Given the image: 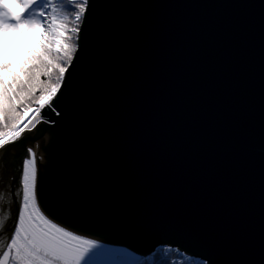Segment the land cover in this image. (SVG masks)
Returning a JSON list of instances; mask_svg holds the SVG:
<instances>
[{"label":"water","instance_id":"1","mask_svg":"<svg viewBox=\"0 0 264 264\" xmlns=\"http://www.w3.org/2000/svg\"><path fill=\"white\" fill-rule=\"evenodd\" d=\"M80 27L55 123L0 150V246L32 147L43 206L126 264H264V0H89Z\"/></svg>","mask_w":264,"mask_h":264},{"label":"snow or ice","instance_id":"2","mask_svg":"<svg viewBox=\"0 0 264 264\" xmlns=\"http://www.w3.org/2000/svg\"><path fill=\"white\" fill-rule=\"evenodd\" d=\"M88 8L89 0H0V35L15 41L0 49V150H9L40 125L55 123L47 113L55 111L65 87ZM30 37L35 42L17 59ZM26 153L0 264H87L101 244L56 222L39 198L36 153L32 147Z\"/></svg>","mask_w":264,"mask_h":264},{"label":"trees","instance_id":"3","mask_svg":"<svg viewBox=\"0 0 264 264\" xmlns=\"http://www.w3.org/2000/svg\"><path fill=\"white\" fill-rule=\"evenodd\" d=\"M60 2V0H58ZM82 21L80 22L81 26ZM73 42H76L75 40ZM94 257V255H92ZM90 262L88 264H105L102 262ZM104 261V260H103ZM134 264H206L197 258H192L177 249L170 247L158 248L152 255Z\"/></svg>","mask_w":264,"mask_h":264},{"label":"rangeland","instance_id":"4","mask_svg":"<svg viewBox=\"0 0 264 264\" xmlns=\"http://www.w3.org/2000/svg\"><path fill=\"white\" fill-rule=\"evenodd\" d=\"M101 244V246L96 249L94 251V253L92 255H94V257H92V255L89 257V260L87 262H104L105 264H126L127 262V258L130 256H133L127 249L122 248V247H115V246H110V245H106L103 244L101 242H99ZM128 264H134L131 261L128 262Z\"/></svg>","mask_w":264,"mask_h":264},{"label":"clouds","instance_id":"5","mask_svg":"<svg viewBox=\"0 0 264 264\" xmlns=\"http://www.w3.org/2000/svg\"><path fill=\"white\" fill-rule=\"evenodd\" d=\"M35 39L36 37H30L29 38V41L27 44H25L17 53V59H19L20 55L23 54V52L26 50L27 47L31 46L32 43L35 42ZM8 43H11V44H15V41L12 40V41H8V38L6 36H3V35H0V49H2L5 44H8ZM9 53H11V47H9L8 49ZM2 58V57H0ZM15 64H16V61L14 60L13 61V66L15 67Z\"/></svg>","mask_w":264,"mask_h":264},{"label":"bare ground","instance_id":"6","mask_svg":"<svg viewBox=\"0 0 264 264\" xmlns=\"http://www.w3.org/2000/svg\"><path fill=\"white\" fill-rule=\"evenodd\" d=\"M33 149H34V151H35V153H36V156H37V164H38V162H40V159L38 158L36 148H33ZM98 242H100V241H98ZM101 243L106 244V243H104V242H101ZM106 245H110V244H106ZM110 246H114V245H110ZM115 247H116V246H115ZM122 248H124V247H122ZM125 249H127V248H125ZM127 250H128V251H129L134 257H138V258L141 257V254L135 252L134 250H131V249H127Z\"/></svg>","mask_w":264,"mask_h":264}]
</instances>
